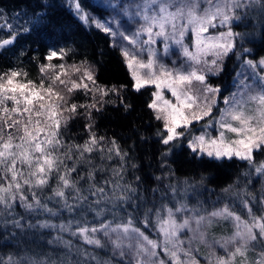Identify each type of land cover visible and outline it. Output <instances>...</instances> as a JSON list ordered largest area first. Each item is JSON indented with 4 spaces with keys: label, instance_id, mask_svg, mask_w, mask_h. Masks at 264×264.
I'll use <instances>...</instances> for the list:
<instances>
[{
    "label": "snow or ice",
    "instance_id": "6c2138e0",
    "mask_svg": "<svg viewBox=\"0 0 264 264\" xmlns=\"http://www.w3.org/2000/svg\"><path fill=\"white\" fill-rule=\"evenodd\" d=\"M72 3L76 14L85 23L91 19L97 28L113 37L119 35L122 41H127L128 45H131V48L122 45L121 51L131 71L136 91L155 85L157 91L152 93L154 99L148 107L154 110L157 120L163 121L164 132L157 133L161 136L160 143L168 146L166 151L162 152V164L163 158L170 155L172 149L178 147L185 136V132L178 129H187L192 121H199L211 115L215 100H210L208 93L213 96L219 93L218 88L206 83L204 69H198L196 66L203 63L208 72L218 75L223 71L222 62L229 53L240 57L252 56V49L244 46L249 34L232 30L233 21L241 19L237 9H257L261 21L264 22V0H140L133 10L121 4L120 0H105L104 3L96 0V7H106L115 13L104 22L90 17L80 0H72ZM201 3L207 5L203 11H200ZM125 16L133 23L139 22V26L130 33L122 30L120 20L117 19ZM217 26L226 27L227 31L214 36H202L209 27ZM189 31L194 35L192 50L184 43L185 34ZM43 38L52 40L53 47L45 57L48 63L40 65L42 78L38 84L28 80L27 73L21 70L0 74V213L13 210L19 202L26 210L43 209L52 216L57 215V212L42 203L39 196V192L49 186V181L55 175L57 186L52 189V196L48 199L60 198L58 203L62 202L63 207L69 212L79 210L83 215L91 210L97 217H101L105 209L94 208L78 186V180L84 177L77 172L76 162L69 167L65 160L72 159L73 148L79 153L80 159L94 149L104 151L102 142L105 138L97 137L93 131L92 111H101L97 105L104 103L102 98L109 93L118 95L119 90L115 85L107 88L97 84L92 66L83 61L81 62L83 67L70 65L73 73H80L79 82L70 78L62 79V76H68L65 64L53 65L51 61L53 58L63 61L67 52L62 48H55V38L52 34L45 33ZM15 39V35H12L10 39L0 41V48L12 44ZM157 40H160L162 45L159 50L154 47ZM174 48L185 60L183 66L170 68L163 63L162 58L171 55ZM145 52L148 54V60L138 59V56ZM209 54L215 57L211 61V66L203 59ZM241 68L238 75L245 79L251 77L253 83L241 81V90L234 93L231 99L225 98L224 103L227 107L220 111L219 119L216 121L219 125L218 136L212 138L207 133L193 136L188 142V147L200 157L207 156L215 160H231L236 157L248 161L250 165H254L257 174L264 175V162L256 166L253 156L254 150L264 149V56L259 59H243ZM50 70L53 72L52 75H48ZM19 77L24 79H18ZM45 80L48 81L47 85ZM85 81L90 82L91 86ZM193 81L203 85L202 95L191 92ZM162 85L168 89L175 102L172 99H164ZM78 89H82L85 95L92 93V102L69 104L70 94ZM97 94L101 97L100 100H97ZM124 107L127 110L130 106L125 104ZM78 108L84 109V112L78 113ZM78 114L84 115L89 121L86 125L90 133L89 140L83 146H69L60 138V128L62 125L66 126L69 119ZM211 125L210 120L204 127ZM226 133L234 134V138H229ZM109 143L112 145L107 149L109 153L115 152L121 160L127 156L115 140ZM61 148L64 149L63 152L60 151ZM73 172H77V179L72 178ZM118 172L119 170H114V173ZM94 178V172H89L88 179ZM168 188L171 200L174 201L172 206L161 203L155 211L153 208H146L143 216V226L147 229L150 216L154 215L155 226L163 235V240L159 242L150 239L145 231L135 225L131 213L115 223L116 212H113L112 220H101L98 225L89 226L86 219L77 220L76 231H72V221L57 225L45 220L39 227L71 232L74 236L79 235L87 244L98 248L106 246L105 241L97 235L102 234L114 252L121 258L125 256L130 258V264H198L192 257V242L198 240L201 243H208L206 228L213 220L230 219L235 228L233 234L214 242L225 250V255L206 258L207 264H237V257H240L239 264H264V213L256 215L248 199L242 200L247 210V220H242L241 216L231 211L227 204L204 215L198 208L190 209L186 202L177 200L175 186L169 185ZM117 189L120 190L119 195H116ZM232 189L233 185H229L222 191L228 194ZM66 190L75 193L71 196L73 203H69L70 197L66 195ZM90 191L94 196L104 194V189L96 188L95 185L91 186ZM136 191L137 189L131 185L118 184L113 189V196H104V199L116 208L117 202L123 204L132 199L127 193ZM152 191L156 193L158 190ZM166 195L161 194V199L163 200ZM94 203L99 205L101 200L98 198ZM258 203L264 205V198ZM13 224L15 227H22L19 220H14ZM184 230L192 233L186 240L180 238ZM56 239L60 240L61 237L58 236ZM64 243L71 247L69 241ZM185 243L188 244L187 248L184 247ZM257 247L259 248L257 259L249 262L248 252ZM157 249H161L168 259L160 258ZM0 264H21V261L9 256L7 260L0 259Z\"/></svg>",
    "mask_w": 264,
    "mask_h": 264
},
{
    "label": "trees",
    "instance_id": "16d2710c",
    "mask_svg": "<svg viewBox=\"0 0 264 264\" xmlns=\"http://www.w3.org/2000/svg\"><path fill=\"white\" fill-rule=\"evenodd\" d=\"M80 2L89 14L101 12V7H96L94 0H80ZM237 13L241 15V19L233 21L232 30L249 34L244 46L252 49V56L240 57L229 53L223 59V71L218 75L207 74L206 83L220 87L216 96H220L233 80L243 59H259L264 56V22L261 21L258 10L237 9ZM25 28L30 30L24 31ZM45 33L54 36L56 49L62 48L67 52L63 61L59 58H53L51 61L53 65L65 64L68 76H62V79L70 78L79 82L80 73H73L70 65L83 67L84 65H81L83 61L92 66L97 84L107 88L115 85L119 90L118 95L109 93L102 98L104 103L97 105L101 111H92L93 131L97 137L105 138L102 142L104 151L94 149L91 153H85L83 159H80L79 153L73 148L72 159L65 160L69 167L74 161L76 162L77 172L84 177L78 180V186L94 208L105 209L103 217L113 218V212H116L115 220H121L131 213L135 225L145 231L151 239L154 229L150 227V223L154 226V215L150 216L149 226L145 229L144 212L146 208H153L155 211L161 203L168 204L170 201L168 196L171 195L169 185L176 187L177 194H181L182 186L187 188L191 186L190 188L197 190L195 193H198L197 197L200 199L186 202L180 197L177 200L180 199L191 207L196 204L195 208L199 211L217 207V204L223 206L227 204L231 211L240 215L243 220H247L248 217L243 212L246 209L242 200L248 199L253 206V212L258 216L262 214L261 207L258 208L257 205L262 198L261 175L254 171V165H250L248 161L236 157L231 160L200 157L186 145V136H184L179 146L173 148L172 153L163 158L162 164V152L166 151L168 146L160 143L161 136L157 135L158 132H164L163 121L157 120L154 110L148 107L152 99L153 87H143L139 91L134 89L122 53L112 44L110 35L92 23L83 22L76 14L72 0H0V41L10 39L12 35L16 37L12 44L0 48V74L21 70L27 73L28 80L38 84L42 78L40 65L48 63L45 57L53 47L52 40L43 38ZM52 74L50 70L48 75ZM18 79L23 80L24 77ZM47 82L45 80L46 85ZM85 82L91 86L90 82ZM96 98L101 99L99 94ZM91 102L92 93L85 95L82 89L70 94L68 100L69 104L77 105ZM125 104L130 106L127 110ZM77 112L83 113L84 109L78 108ZM202 121L203 119L200 122ZM88 123L84 115H76L69 119L66 126H61L60 138L69 146H83L89 140L90 133L86 127ZM111 140H115L121 151L127 153L123 160L115 152L107 151L112 147L109 143ZM60 151L63 152L64 149L61 148ZM253 156L257 166L264 159V149L254 150ZM114 170H119L118 174L114 173ZM77 172L71 174L73 179H77ZM89 172H94V180L88 179ZM118 184L131 185L137 191L127 193L132 199L123 204L117 202V207L113 208L112 203L104 199V196L112 197L113 189ZM92 185L96 188L102 187L104 194L92 195L90 191ZM229 185H233V189L225 194L222 190ZM56 186V177L53 175L49 186L39 192L42 203L57 212L55 216L43 209L26 210L19 202L13 210L8 211V214L0 213V259L6 260L12 256L14 260H20L22 255H29L37 258L45 257L54 264H90V260L79 256V244L72 240L68 233L59 229L39 227L45 220L59 225L66 220L83 221L96 217L95 212L91 210L83 215L79 210L69 212L63 207L62 202L58 203L60 200L58 197L48 199ZM153 189L158 191L153 193ZM165 193L167 195L162 200L161 194ZM119 194L120 190L117 189L116 195ZM66 195L70 197L69 203H73L71 196L75 193L66 190ZM212 196L218 198L215 203H211L212 200L207 201V198ZM252 197L255 199L253 200ZM98 198L101 203L96 205L94 202ZM29 199L31 200L30 195ZM14 220H19L22 227H15ZM58 236L72 241L71 252L64 255L65 252L61 247H58V251L48 250L58 243L56 239ZM255 250L259 252L258 247Z\"/></svg>",
    "mask_w": 264,
    "mask_h": 264
},
{
    "label": "rangeland",
    "instance_id": "374dc122",
    "mask_svg": "<svg viewBox=\"0 0 264 264\" xmlns=\"http://www.w3.org/2000/svg\"><path fill=\"white\" fill-rule=\"evenodd\" d=\"M94 1H96V0H94ZM104 2H105V0H100V3H104ZM139 2H140V0H120V3L127 5L129 7V10H133L135 5L138 4ZM206 7H207L206 4L201 3L200 4V11H203V9ZM113 15H115V13L111 9H108L106 7H101V12L99 14L93 13V14H90V17H95L97 20L104 22L107 19L111 18ZM117 19L120 20L122 30L125 31L126 33H130L132 31H134L139 26V22L133 23L126 16L125 17H117ZM87 23H92L96 26V24L91 19ZM224 31H227L226 27H223V28L219 27V26H217L216 28L209 27L207 32L203 33L202 36L203 37L214 36V35H218L220 32H224ZM110 37L112 39V44L114 46H116L120 50L121 53H122V51H121L122 45H127L129 48H131V45H128L127 41H122L120 39L119 35H117L115 37L110 35ZM193 40H194V35L191 31H189L188 33L185 34L184 43L189 46L190 50H192ZM154 47H156L158 50L161 49L162 45L160 43V40H157V43ZM123 58H124V61L126 64L125 57L123 56ZM214 58L215 57L211 54L207 55L206 57H203V59L207 60L208 66H211V61ZM138 59H142L144 61H147L148 60L147 52L138 56ZM162 59H163V63H165L170 68L183 66L184 60H185L184 57H182L178 54V52L175 50V48L173 49L171 55L165 56ZM173 61H175V65H173ZM218 63H219V61H218ZM126 66H127V64H126ZM196 67L198 69H204L206 76L208 73H211V72L207 71V68L205 67V65L203 63H201L200 65H197ZM128 70H129V68H128ZM241 70H242V68L240 66L239 69L236 71V74H235L233 80L228 84L227 87L225 86L226 88L224 89V92L220 96H216V95L213 96V94L208 93L209 99L215 100V103L212 105L211 115L205 116L203 118L202 122H200L201 120L192 121V123L190 124V126L187 129H184V128L178 129V131L185 132L186 145L187 146H188L189 140L193 136H199V135L205 134V133L210 134V136L212 138H215L218 136L219 125L216 123V121L219 119L220 111L227 107V105H225V103H224L225 98L231 99V97L233 96L234 93H237L238 91L241 90V87H242L241 81H244V82L249 83V84L253 83L251 77H248L247 79H245V77L238 75V73H240ZM129 73L131 75L130 70H129ZM132 80H133V78H132ZM133 83H134V80H133ZM208 85H210V84H208ZM149 86L153 87V92L157 91L155 85H149ZM210 86H212L213 88H218L220 90V87H218V86H213V85H210ZM161 91H162V95H163L164 99H172L173 102H175L174 98L171 96V93L168 91L167 88H164L163 85L161 86ZM191 92L193 94L202 95L203 94V85H201L197 81H193V83L191 85ZM153 99H154V97L152 95V99H151L150 103L153 101ZM210 120L212 121L211 127H207V128L204 127L207 124V122ZM192 124H194V126H192ZM190 128H191V130H189ZM226 136H228L229 138H234V134H231V133H226ZM262 162H264V159L261 162H259L258 165ZM260 177H261L260 179H261V185H262V198H264V175H261ZM185 189L187 190V195H185ZM195 191H197V190H193L190 187L187 188L186 186H182L181 187V194H177V192H176V198L181 197L186 202H189L192 200L195 201V199H197V198L200 199V197H197L198 193H195ZM169 199H170V201H168V205L171 207L172 204L174 203V201L171 200V195L168 196V200ZM178 200H180V199H178ZM209 200H212L211 203H213V202L215 203V201H217L218 198L216 196H212V198H210V197L207 198V201H209ZM180 201H182V200H180ZM257 205H258V208L261 207V213H264V205H261L260 203H257ZM195 206H196V204H193L192 207L188 205V207L190 209L195 208ZM220 206H223V205L217 204V207L200 210V213L207 215V213H210L211 211L222 208ZM241 208H242V206H241ZM243 212L247 216V211L243 210ZM8 213L9 212H7V214ZM104 216H105V214H104ZM112 219L113 218H111V217H103V216L97 217L96 216L95 218L88 219L87 221L89 222V226H91L93 224L98 225L101 220L107 221V220H112ZM69 221H72V220L62 221L59 224H61V223L67 224V223H69ZM118 221H120V220H114V223L118 222ZM153 224H154V226L152 225V223H150V227L154 229L152 231L151 239L157 240L158 242L162 241L163 235H162V233H160L158 231L157 227L155 226V217H154ZM77 227H78V225H77L76 221L73 220L72 221V231H76ZM193 227H195L194 224H193ZM234 231H235V228H234L233 222L230 219L229 220L219 219V218L214 219L213 222L211 223V225L206 228L208 243H201L198 240H194L192 242V257L196 261H198V264H207L206 258L212 259V258H214V256H224L225 250L223 248H221L219 246V244H215L214 242L217 240H220L222 237H230ZM65 232L71 236L72 240L76 241L77 244H79V247H80L79 256L84 257L86 260H90L91 261L90 264H127V263L130 264V258L128 256L121 258L118 255V253L113 251L111 245L107 244L106 238H104L102 234H97V235L99 236V238L102 239V241H105L106 246L103 248H98L95 245L87 244L79 235L74 236L71 234V232H68V231H65ZM191 235H192V233L188 232L187 230H184L180 234V238L186 240ZM65 241H69L70 243L72 242L68 238L60 239V240H57V242H58L57 244L52 245L53 248H48V250L58 251V247H61L63 249V251L65 252V253H63L64 255L71 252L72 247H67L64 243ZM184 247L187 248L188 244L185 243ZM82 248H85L87 250H84ZM229 250H231V246H229ZM157 251L160 253V258L165 259V260L168 259L164 255V253L161 249H157ZM258 253L259 252L257 250H250L248 252L249 262L255 261V259H257V257H258ZM181 258L184 259L183 256ZM20 261H21V264H33V262H35V264H54V263L48 261L45 257L44 258L43 257L37 258V257H30L29 255H22L20 258ZM239 261H240V257H237V264H239Z\"/></svg>",
    "mask_w": 264,
    "mask_h": 264
}]
</instances>
